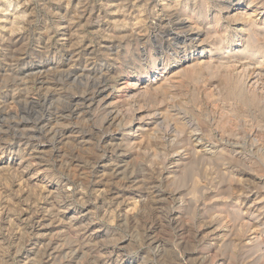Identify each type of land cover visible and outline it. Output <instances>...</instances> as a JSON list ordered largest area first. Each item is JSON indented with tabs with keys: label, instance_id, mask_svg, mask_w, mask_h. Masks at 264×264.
Returning a JSON list of instances; mask_svg holds the SVG:
<instances>
[{
	"label": "rangeland",
	"instance_id": "374dc122",
	"mask_svg": "<svg viewBox=\"0 0 264 264\" xmlns=\"http://www.w3.org/2000/svg\"><path fill=\"white\" fill-rule=\"evenodd\" d=\"M190 1L0 0V264L247 263L244 237L258 225L244 212L264 196V109L220 83L211 96L204 80L226 71L188 65L221 38L229 53L249 34L264 39V0H194L198 14ZM238 6L257 26L230 18ZM215 16L218 38L204 33ZM182 18L198 20L200 40H170ZM156 68L170 83L126 96ZM101 84L103 105L76 110L73 98ZM160 106L166 120L133 131ZM237 124L260 125L246 151L219 169L201 155L184 163L190 133L211 152L217 130ZM169 138L184 139L181 155Z\"/></svg>",
	"mask_w": 264,
	"mask_h": 264
},
{
	"label": "bare ground",
	"instance_id": "6f19581e",
	"mask_svg": "<svg viewBox=\"0 0 264 264\" xmlns=\"http://www.w3.org/2000/svg\"><path fill=\"white\" fill-rule=\"evenodd\" d=\"M233 2L234 0H226V3L224 2L222 6L223 8H228L229 5ZM196 3L197 2H195L194 0L187 2L186 7L190 9L189 12L191 14L196 11V8H198ZM241 3L242 1L237 0L235 1L234 5H238ZM205 8H207V6ZM248 8H249L248 6L235 7L233 10H231L232 12L230 11L229 16L234 21H238V20L241 21L242 27L244 29H248V28L253 29L255 26H257L258 19L252 16V13L248 10ZM197 12L198 11H196V13ZM208 12H209V8H207V13H206L207 17H208ZM213 18L215 20L214 21L215 25L211 24L205 27L206 29L204 33H207V35L209 32H212L214 35L220 33V31H217V27L220 25L219 23H222L220 21L221 18L219 16H215ZM159 22L161 23V20ZM194 29H196V32H194ZM203 31L204 30H202V27L199 25V22L197 19L191 20L190 18L189 19L182 18L177 23V27L169 35H171L170 40H175V45L182 44L185 42H186L185 44H187L188 41H191V43L193 44V42L196 41L197 37H198L197 40H200L201 35H204V33H202ZM210 35H208V37ZM256 35L257 34L255 33L247 35L245 38L242 39V42L239 43L240 48H238L235 51L232 50L230 53L228 50L229 47L226 45L228 43L224 44V41L222 40V38L219 44H216L213 47H211L213 44H209L208 47L202 48L201 55L197 59V62L188 65V67L200 66L203 69L207 70L210 74L214 73L215 70H218V69H222L226 71L224 78L222 80L220 79V81L222 82L217 83L216 79H214L213 77H208L206 80H204L205 81L204 85L206 87L207 93H209L211 96H214L215 94L219 92L218 84L219 83L224 84L227 87V89L229 88L231 92L234 93V97H236L235 96L236 94L238 97H240L239 99H241V96L242 97L244 96L248 98L250 97L251 101L255 100L257 102L258 100V102L260 103L258 105H261L264 109V39L261 36L259 35L256 36ZM220 37L221 36H219V38ZM204 40L205 39L203 38L202 41ZM226 52L229 54H227L228 57L225 58L222 55L225 54ZM69 54L71 53L68 52V55ZM218 54L220 56H217ZM96 70L98 71V73L101 72V69H96ZM158 71L159 70H157L156 68V70L153 72L152 75H149V74L145 75L144 78H149L147 80H141V81L138 80L135 83L136 88H132L128 90L129 87H126L127 89L126 96H128L131 99H135V98L140 99V97L145 96L149 92L150 89H156V88L161 87L162 85H165V84L167 85L168 82L170 83V77H168L166 73H163V72L158 73ZM192 77L194 78L196 77L195 73L192 74ZM105 89H106V84L96 85V88L94 91H91L88 93L84 92L82 95L78 96L77 98L74 97L73 99L77 100V102L74 103V106H76V110L83 112L84 111L83 109L92 108L95 104H97L96 106H102L104 102L103 96L105 93L103 92V90ZM17 98L18 97H16V100ZM80 101L86 104L85 107H82V104L80 103ZM157 109L158 110L156 111L155 110L153 112L151 111L152 113L147 112L148 114L141 115V117L137 118L136 120H133L134 123L132 122L131 125L135 126V130H133V128L131 130H133L134 132H137L147 127L149 128L150 125L152 124H155V123L159 124V123H162L164 120H166L167 110L165 109V106H160ZM108 113L109 114H108L107 119L110 121H115L117 118H120L119 112L108 111ZM220 115H222V111L220 112ZM181 117L182 116H180L179 114L178 118L181 119ZM257 126L258 127L256 126L254 127L251 124V128L247 131L243 130L239 124H237L236 127L233 125L223 127L220 131L217 130L218 137L213 139L214 144H215L214 145L215 148L212 147L214 148L213 151L211 150V152H203V153H201L202 151L201 147L203 146L202 145L203 141L202 142L200 141V135L196 136L197 133L196 134L190 133V135L188 136V140H187L188 146H186V149L183 148L184 151L185 152L187 151V153L190 155V159L187 158V162H184V163L187 164L191 159H193L194 156L201 155L204 158H208L209 160H211V158H214L215 160H213V163L219 169L220 168L219 160L222 159L223 156L237 155L241 150L242 152H244V150L246 151L245 147L242 144L245 145L247 139L251 138V140H253L254 137H256V135L259 134L258 131H259L260 125H257ZM226 133L227 135L231 137H236L237 139L236 140H230V139L224 140V136L226 135ZM135 137H137V135ZM181 140H184V139H181ZM181 140H178V142L170 138L168 140L170 143L171 151L173 152L174 155L175 154L181 155L179 148L184 147L183 145L181 147V144H182ZM242 141H245V142L242 143ZM181 161L183 162V160ZM256 202H257L256 208L253 207V209L255 208L254 212L257 211L256 213H254L253 211L252 212L243 211L246 219L250 220L247 222L249 223L248 226L251 227V225H258V228L252 231L253 236L244 237V240L246 241L245 246L247 247L249 246L246 249L247 251L246 250L243 251V254H244L243 258L247 260L246 264H264V238L261 240V242L259 241V239H257L260 234L261 235L264 234V196L260 194ZM256 204L254 203L253 205L255 206ZM251 241H253V243ZM252 248L253 250L254 249L255 250L253 251Z\"/></svg>",
	"mask_w": 264,
	"mask_h": 264
}]
</instances>
